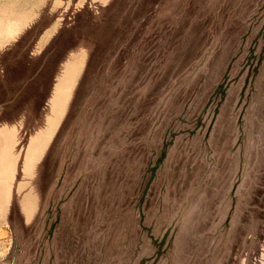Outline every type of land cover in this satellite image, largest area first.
Instances as JSON below:
<instances>
[{"label": "rangeland", "instance_id": "obj_1", "mask_svg": "<svg viewBox=\"0 0 264 264\" xmlns=\"http://www.w3.org/2000/svg\"><path fill=\"white\" fill-rule=\"evenodd\" d=\"M71 4L0 34V264H264V0Z\"/></svg>", "mask_w": 264, "mask_h": 264}, {"label": "crops", "instance_id": "obj_2", "mask_svg": "<svg viewBox=\"0 0 264 264\" xmlns=\"http://www.w3.org/2000/svg\"><path fill=\"white\" fill-rule=\"evenodd\" d=\"M122 0H0V28L7 26L8 30H0V34L4 36H21L27 31L31 30L34 26L39 24L44 16L49 15L53 20L43 29L40 33L37 42L34 45V49L45 51L53 43L52 40L58 36L66 25L60 23L57 19L58 15L61 16L62 10L66 9L71 3L72 9L81 11L84 3V8L95 9L107 8L112 9L115 3ZM68 27V26H66ZM13 39L10 37H0V54L9 50V46L20 45L17 41L11 43ZM10 42V43H8ZM2 44V45H1ZM28 53V59H20L18 71L21 78L18 81V92H32L35 91L37 86H42L45 92H48L50 97L57 93L64 91L73 92L74 88L78 84V80L83 73L84 59L83 49L75 54V58L70 61V75L72 77L66 78L63 81H59L54 78V83L49 79L45 84L42 83L41 74L48 73L47 60L42 58L39 64L36 62L41 54H33V49ZM69 74V73H68ZM69 82V88L64 87ZM41 88V87H40ZM23 95H20L22 97ZM45 95L44 97H46ZM71 95H57V97H70ZM36 98V96H32Z\"/></svg>", "mask_w": 264, "mask_h": 264}]
</instances>
